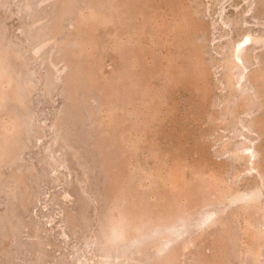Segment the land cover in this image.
<instances>
[{"label":"rangeland","instance_id":"rangeland-1","mask_svg":"<svg viewBox=\"0 0 264 264\" xmlns=\"http://www.w3.org/2000/svg\"><path fill=\"white\" fill-rule=\"evenodd\" d=\"M0 264H264V0H0Z\"/></svg>","mask_w":264,"mask_h":264},{"label":"bare ground","instance_id":"bare-ground-1","mask_svg":"<svg viewBox=\"0 0 264 264\" xmlns=\"http://www.w3.org/2000/svg\"><path fill=\"white\" fill-rule=\"evenodd\" d=\"M238 55H239V53L237 54V57H238ZM241 58H242V57H241ZM242 194H243V193H242ZM246 194H247V193H246ZM254 195H255V194H254ZM246 197L248 198V196H246ZM250 197L252 198V196H250ZM237 198H238V195H237ZM237 198H236V199H237ZM242 200H244V199H242ZM252 200H253V198H252ZM235 201H236V200H235ZM244 201H245V200H244ZM247 201H248V200H247ZM232 202H233V200H232ZM232 202H231V203H232ZM236 202H237V201H236Z\"/></svg>","mask_w":264,"mask_h":264}]
</instances>
